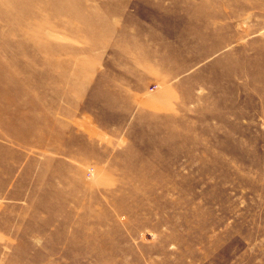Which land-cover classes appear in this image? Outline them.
<instances>
[{"label":"rangeland","instance_id":"374dc122","mask_svg":"<svg viewBox=\"0 0 264 264\" xmlns=\"http://www.w3.org/2000/svg\"><path fill=\"white\" fill-rule=\"evenodd\" d=\"M0 264H264V0H0Z\"/></svg>","mask_w":264,"mask_h":264}]
</instances>
